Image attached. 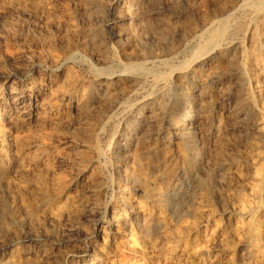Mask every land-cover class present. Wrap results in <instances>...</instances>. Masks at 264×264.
I'll return each instance as SVG.
<instances>
[{
  "label": "rangeland",
  "instance_id": "1",
  "mask_svg": "<svg viewBox=\"0 0 264 264\" xmlns=\"http://www.w3.org/2000/svg\"><path fill=\"white\" fill-rule=\"evenodd\" d=\"M61 3L70 4L71 0H55L53 5L57 11L54 9L52 14L67 16L58 8ZM111 3L115 17L108 11ZM243 3L244 0L89 2L77 15L81 26L74 38L75 44L78 42L75 52L78 58L74 56L75 60L68 63L80 73L81 82L77 80V83L83 84L86 90L84 109L77 114L73 104H69V118L61 127L68 137L74 134L68 127L75 119L90 124L103 114L105 118L98 126L96 143L108 152L101 158L94 155L89 169H84L78 150L70 152L66 162L55 168L65 176L63 179L69 186L59 199L47 195L51 186L39 182L36 173L22 176L7 171L0 176V262L86 264L91 260L93 256L85 250L89 241L87 232L95 233L100 224L109 226L108 223L113 222L118 197L122 188L129 186L127 178L133 177L134 182L137 179L132 172L126 174L125 166L120 164L124 159L138 170L141 180L154 188L144 200L146 207L159 209L168 221L165 227L152 214L132 219L133 236L135 234L149 248L148 255L137 254L141 261L149 258L146 264H264L263 257L252 247L255 234L262 228L260 237L264 250V222L261 221L264 217V160L249 166L246 177L238 180L234 178L235 168L230 165L229 156L218 158L216 153H209L204 144L195 142L192 146L188 138L194 129L191 125L187 128L176 125L173 115L175 109H184L189 117L202 121V130L208 132L206 143L210 141L217 150L232 147V142L241 134L238 125L246 121L249 110L244 109L238 99L245 95L253 98L259 81L263 80L258 76L264 73V50H254L247 45L245 33L252 19L243 11ZM17 16V13L9 16L24 25L16 37L0 31V39H3L0 40V52L3 51L0 71L4 73L30 67L27 52L38 49L32 38L45 29L42 15H24L23 21ZM124 16L113 36L110 23ZM254 20L261 24L258 17ZM225 21L232 30L227 41L228 46L232 44L230 60L211 65L213 56L206 54L196 60L194 54L207 40L210 30ZM27 24H31L30 29ZM2 25L0 21V28ZM16 44L18 47L14 46ZM96 46L101 47V52L94 50ZM8 53L17 56L10 58ZM237 60L240 66L245 65L243 71H238L239 65L235 67L233 61ZM136 63L142 64L138 80L134 78L136 72L129 68ZM101 73L110 75L111 89L107 92L100 85ZM122 82L127 83L125 90L120 89ZM204 100L212 112L210 119L204 116ZM140 106L149 107V112L141 122L134 123ZM34 128L31 125L29 130L33 133ZM125 133H131V142ZM122 137L125 138L123 150L110 152L112 143L119 144ZM76 147L82 149L80 142ZM239 160L238 163L244 165V160ZM81 174L87 179L78 178ZM202 205L212 211V221L207 231L194 238L191 226ZM124 226L122 223L117 228L114 222L110 225L114 232L123 230ZM166 237L168 247H173L175 252L157 251ZM125 251L121 248L120 252ZM122 254L116 257L120 262H124Z\"/></svg>",
  "mask_w": 264,
  "mask_h": 264
},
{
  "label": "bare ground",
  "instance_id": "2",
  "mask_svg": "<svg viewBox=\"0 0 264 264\" xmlns=\"http://www.w3.org/2000/svg\"><path fill=\"white\" fill-rule=\"evenodd\" d=\"M54 1L55 0H0V21L4 23V25H2V27L0 28V31L2 30L3 34L7 33L9 36L16 37L18 35V31L22 27L24 28V25L21 24L22 22L20 23V21H18L19 23H16L17 21L15 22L12 17L10 19L9 16L13 15V13L14 16L17 13L18 18L20 16L22 18L24 15H42V17L44 18L43 25L45 24V29H43L42 32L38 31L32 38V41L40 50L36 48L37 50H29L27 52V58L29 57L30 60V67L27 66L28 68L26 69L18 70L13 69V71L6 73L0 71V176L7 171L16 172L18 173V175L20 174L22 176L23 174L25 175L27 173H36L39 182L46 184L47 187L51 186V190L49 192L47 191V195H52L51 197L59 199L66 193V191H68L69 186H67L66 180L63 179V177L65 176L62 177L61 174L58 173L57 169H55L57 165H63L64 162H66L70 152L78 150V153L81 154L82 164L85 167L84 169H89L91 168L90 164L94 159V155L101 158L102 156H105V154H107L108 150H102L96 143L98 126L103 122V119L105 118L103 114L98 115L96 121H93L94 123L92 122L93 124H83L80 123L78 119H75V121H72V123L70 124L68 123L70 125L68 127V131H72V133L74 132L75 135H68V137L65 136L64 130L61 127L62 124L67 121V117L69 118V116L67 115V107L69 104H73V107L77 114H80L82 112L81 110L84 109L83 105L85 101L84 99L86 90L83 87V84L77 83L78 81H80L78 80L80 73H78V71L72 68V66H70L68 63L70 62V60H73L74 56H76L75 54H77L75 52L77 46L76 44L78 42L75 44L74 38L79 34L81 27L77 19V15H80V12L89 4L91 0H71L70 4L61 3L58 8H62V10L67 13V16L63 17L62 15L59 16V13L56 15L55 13L52 14V11L54 12V9L56 8V6L54 8L53 5ZM243 7V11L246 12L245 14L249 15L252 19V25L249 26L247 33H245L247 36V45L254 50H264V0H244ZM56 9L55 11H57ZM108 11L111 12V15L115 17L116 13L114 11L113 3L108 6ZM85 13L84 16H86ZM40 17L41 16H39V18ZM257 17L260 19L261 24L255 23L257 21H255L254 19ZM124 19L125 16L122 18H118L117 20L110 23L113 36L117 34V31L115 30L117 29V25ZM26 26H28V24ZM32 31L31 34H33ZM230 31L232 30L228 21H225V23L221 26H213V28L209 32L207 40H205V42L199 47V49L196 50L194 54L196 60L197 57L206 54L208 57L213 56L210 62L211 65H220L225 61L228 62V60H230V48L232 47V44H229L231 47L227 44ZM21 37L24 38V36ZM7 38L9 39V37ZM14 46L18 47L17 44ZM4 47L6 46H3V48ZM243 47L244 46H242V48ZM94 50L99 53L101 52V47L96 46ZM25 52L26 50L24 51V53ZM212 52H215L216 54L213 55ZM8 54H10V58L14 56L16 58L17 56L16 54ZM19 63H22V61ZM19 63L18 65H20ZM233 63L235 67L239 65L238 60L233 61ZM129 68H131L132 71L136 72L134 78L138 80V76L140 74L139 71L142 70V64H131ZM244 69L245 65L244 67L242 65L238 68V71H243ZM258 77H261V79L263 80L259 81L258 88L255 91L254 97L251 98L249 97V95H245L243 96L244 98L238 99L239 102H241L243 108L249 110V113L246 121L238 125V127L240 128L239 132H241V134H239V137L232 142V147L230 148L226 146H223L218 150L216 148H213V144H211L210 141L206 143V141L208 140L206 139L208 132L202 130V127L204 126L202 121L199 122L197 118L189 117L187 110H180L179 108H177L173 111V115L175 118L174 122L176 125H181L184 128H187L191 125V127L194 129L192 132H190V134L188 133V142L192 146L195 145V142L196 144H204V148L208 150L209 153H216V156L218 158L229 156L230 165L234 166L235 168V171L233 169L234 178L238 180L246 177L249 166H253L264 160V155L262 154V149L264 147V73L259 75ZM109 79V74L105 75L101 73V76L99 77V81L101 82L100 85L105 92L111 89V83ZM159 79H165V77H160ZM126 84L127 83L122 82L120 84V89L125 90L127 87ZM204 98L205 97H203V99ZM204 105V116L207 119H210L212 116V112L210 111V106H208L206 100H204ZM148 112L149 107L140 106L136 112L134 123H137L138 121L141 122L142 117L146 116ZM31 125L35 127L33 133L30 131L31 128L29 130V127ZM125 134H128V142H131V133ZM119 141V144L118 142L112 143L109 149L110 152H121V149L125 144V138L122 137L119 139ZM78 142H80V147H82V149L76 147V145H78ZM241 158L242 160H244V165L238 163L240 161L239 159ZM120 164L122 166H125L127 175L131 174L132 172L133 176L135 175L137 178L135 182L133 181V177L127 178L126 183L129 184V186L122 188V194L120 195V197H118L117 200L118 203L116 204V206L114 205L115 210L113 212L114 216L112 220L114 223H116L117 228L123 223L125 225L124 229L119 231L117 230L118 232H114L111 229L112 227H110L113 222H109V226L100 224L98 227V231H95V233L91 234L87 232L86 236L88 237L89 241L85 247V250L89 252V254L93 256V258L86 264H146L150 259L148 258L146 261H141L137 254L139 252H143L144 254L148 255L149 248L143 245V242L139 241L138 238L135 237V234L133 236L132 231L135 225L133 224L132 219L136 220L140 216L152 214L157 216L164 224V226L167 227L168 221L167 218L162 215V212L159 209L149 210L145 205L144 200H147L145 198L154 191V188L151 186V184L141 180V174L126 160L121 159ZM90 177L92 178V176ZM78 178H84L83 180H86L87 176L81 174V176H79ZM255 180L259 182V179ZM258 186L261 187L260 184H258ZM87 216H90V214H86V217ZM212 216V211L207 205L200 206V208L197 210V220L191 226V236L196 238L201 232L207 231L211 224ZM261 221L264 222V217L261 218ZM261 231L262 228L259 229V233L257 232L255 234L254 239L252 238V247L254 248V251L256 253H259V255L263 257L262 261H264V250L262 245L263 242L260 237ZM166 241L167 237L165 238L161 246L157 249V251H170L172 253L175 252V249L173 247H168ZM121 242L122 245H120ZM206 242L207 241H205V243ZM121 248H124L126 250L125 252H123V254L122 252H120ZM205 248H207V246ZM119 254H122V256L124 257V262H120L121 259H116V257L118 258V256H120ZM0 264L3 263L0 262Z\"/></svg>",
  "mask_w": 264,
  "mask_h": 264
}]
</instances>
